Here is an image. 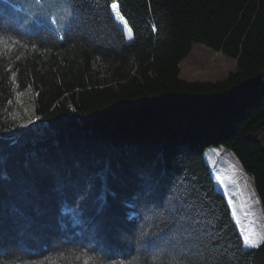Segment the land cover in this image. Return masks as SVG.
<instances>
[{
    "label": "trees",
    "instance_id": "1",
    "mask_svg": "<svg viewBox=\"0 0 264 264\" xmlns=\"http://www.w3.org/2000/svg\"><path fill=\"white\" fill-rule=\"evenodd\" d=\"M69 3L64 36L0 11V264H264V242L246 250L232 217L258 211L256 189L264 232V0ZM195 44L238 71L180 79ZM212 147L253 178L223 158L238 213Z\"/></svg>",
    "mask_w": 264,
    "mask_h": 264
},
{
    "label": "rangeland",
    "instance_id": "2",
    "mask_svg": "<svg viewBox=\"0 0 264 264\" xmlns=\"http://www.w3.org/2000/svg\"><path fill=\"white\" fill-rule=\"evenodd\" d=\"M0 11L20 23L30 33H36L43 28H50L56 31L60 36L65 35L75 16L74 7L69 3V0H46V3H44V0H0ZM113 14L118 25L124 30L128 41H132V30L126 20L121 16L118 4H114ZM211 50L212 49L204 45L195 44L189 56L180 64V79L187 82L216 83L227 80L231 74L238 71L237 60L228 58L221 52L222 56H220L214 53L215 51L211 52ZM211 55H214L216 58L215 61H211ZM15 79L16 76L14 75L13 80L15 81ZM24 97V92L15 88L13 102L19 104L16 113L25 120V122H28L31 115L33 116V112L32 109L26 106L27 104H25ZM228 154L235 163V169L240 171V175L246 180L250 179L253 183V178L245 172L239 160L229 150L212 147L206 151L205 157L208 155V164L214 174L217 190L226 196L230 208L231 205H233V208H235L238 213L239 204L241 203V201L239 202L240 197L231 189L230 179L226 174V165L228 166L229 164L225 162L224 159L228 157ZM231 158L229 161H232ZM238 177L241 178L238 174L234 176L236 179H238ZM241 186L242 193L246 195L245 198H247V188L244 185ZM252 192L255 193V199L258 201L255 207L258 211H253V213L251 210L249 211L247 209L246 214L244 212L243 217L245 219L243 221L239 220L235 214L233 219L239 227L238 230L242 238L248 237L249 243L261 245L264 242V232L260 233V228L262 229V227L257 225L258 220L256 214H260L262 217L263 206L257 195L256 189H254V191L252 189ZM233 201L235 203L239 202V204L235 206ZM242 203L245 202L242 201ZM244 248L250 250L256 247L248 246L244 242Z\"/></svg>",
    "mask_w": 264,
    "mask_h": 264
},
{
    "label": "snow or ice",
    "instance_id": "3",
    "mask_svg": "<svg viewBox=\"0 0 264 264\" xmlns=\"http://www.w3.org/2000/svg\"><path fill=\"white\" fill-rule=\"evenodd\" d=\"M131 215H133V214H130V217L129 218H131ZM80 222L81 221L79 220L78 217H74V219H73V223L74 224L80 223ZM243 239H244L245 244L248 245V246H254V247H258L259 246L257 244H251V243H249V238L248 237H244ZM85 264H87V261H85Z\"/></svg>",
    "mask_w": 264,
    "mask_h": 264
},
{
    "label": "water",
    "instance_id": "4",
    "mask_svg": "<svg viewBox=\"0 0 264 264\" xmlns=\"http://www.w3.org/2000/svg\"><path fill=\"white\" fill-rule=\"evenodd\" d=\"M236 62H237V66H238V60Z\"/></svg>",
    "mask_w": 264,
    "mask_h": 264
},
{
    "label": "crops",
    "instance_id": "5",
    "mask_svg": "<svg viewBox=\"0 0 264 264\" xmlns=\"http://www.w3.org/2000/svg\"><path fill=\"white\" fill-rule=\"evenodd\" d=\"M236 223V222H235ZM236 225H237V223H236Z\"/></svg>",
    "mask_w": 264,
    "mask_h": 264
}]
</instances>
